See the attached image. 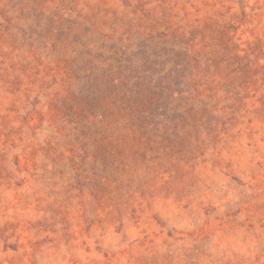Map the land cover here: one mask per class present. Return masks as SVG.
<instances>
[{
  "label": "rangeland",
  "instance_id": "374dc122",
  "mask_svg": "<svg viewBox=\"0 0 264 264\" xmlns=\"http://www.w3.org/2000/svg\"><path fill=\"white\" fill-rule=\"evenodd\" d=\"M0 264H264V0H0Z\"/></svg>",
  "mask_w": 264,
  "mask_h": 264
}]
</instances>
